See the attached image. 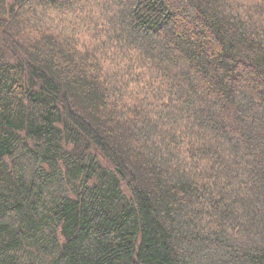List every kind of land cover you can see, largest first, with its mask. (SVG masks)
<instances>
[{
    "label": "trees",
    "instance_id": "16d2710c",
    "mask_svg": "<svg viewBox=\"0 0 264 264\" xmlns=\"http://www.w3.org/2000/svg\"><path fill=\"white\" fill-rule=\"evenodd\" d=\"M0 264H264V0H0Z\"/></svg>",
    "mask_w": 264,
    "mask_h": 264
}]
</instances>
